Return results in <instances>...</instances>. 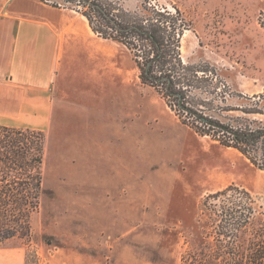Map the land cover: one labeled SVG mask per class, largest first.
<instances>
[{"label":"rangeland","instance_id":"374dc122","mask_svg":"<svg viewBox=\"0 0 264 264\" xmlns=\"http://www.w3.org/2000/svg\"><path fill=\"white\" fill-rule=\"evenodd\" d=\"M141 1L122 0L129 9ZM157 1L180 7L192 22L183 38L185 60L213 63L235 91L264 92L261 0ZM112 48L118 56L100 55L87 79L55 83L50 120L41 110L47 103L23 104L0 87V123L46 134L33 238L1 244L0 264H184L203 238L197 219L208 194L236 183L264 211V171L183 124L141 82L130 51L115 42Z\"/></svg>","mask_w":264,"mask_h":264},{"label":"trees","instance_id":"16d2710c","mask_svg":"<svg viewBox=\"0 0 264 264\" xmlns=\"http://www.w3.org/2000/svg\"><path fill=\"white\" fill-rule=\"evenodd\" d=\"M42 1L75 9L98 36L125 46L141 82L183 124L238 150L264 171V92L235 91L213 63L185 60L183 38L192 22L180 7L157 0H142L135 9L122 0ZM234 97L243 102L231 104ZM45 155L44 131L0 123V245L16 237L32 240V219L42 206ZM262 207L256 195L236 183L208 194L197 219L203 220V238L191 245L183 263L264 264Z\"/></svg>","mask_w":264,"mask_h":264},{"label":"crops","instance_id":"0c3cea01","mask_svg":"<svg viewBox=\"0 0 264 264\" xmlns=\"http://www.w3.org/2000/svg\"><path fill=\"white\" fill-rule=\"evenodd\" d=\"M114 42L98 36L88 19L70 7L42 0H0V87H9L23 104L47 103V110H41L50 120L55 83H78L81 74L86 79L95 74L100 55L109 61L118 56Z\"/></svg>","mask_w":264,"mask_h":264}]
</instances>
